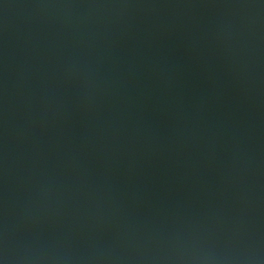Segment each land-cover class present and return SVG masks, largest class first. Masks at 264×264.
Here are the masks:
<instances>
[{"label": "water", "instance_id": "water-1", "mask_svg": "<svg viewBox=\"0 0 264 264\" xmlns=\"http://www.w3.org/2000/svg\"><path fill=\"white\" fill-rule=\"evenodd\" d=\"M0 264H264V0H0Z\"/></svg>", "mask_w": 264, "mask_h": 264}]
</instances>
